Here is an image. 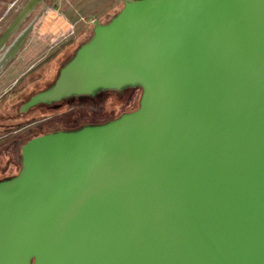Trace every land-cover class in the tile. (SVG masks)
<instances>
[{"label": "water", "instance_id": "95a60500", "mask_svg": "<svg viewBox=\"0 0 264 264\" xmlns=\"http://www.w3.org/2000/svg\"><path fill=\"white\" fill-rule=\"evenodd\" d=\"M130 87L22 148L0 264H264V0H127L23 112Z\"/></svg>", "mask_w": 264, "mask_h": 264}, {"label": "rangeland", "instance_id": "374dc122", "mask_svg": "<svg viewBox=\"0 0 264 264\" xmlns=\"http://www.w3.org/2000/svg\"><path fill=\"white\" fill-rule=\"evenodd\" d=\"M30 1L0 0V39ZM125 1L43 0L37 5L11 33L0 51V99H3L0 116H9L10 109L11 114L15 115L19 105L24 104L31 95L49 88L76 51L92 38L96 24L109 23L124 8ZM25 34L21 47L1 67L8 52ZM18 86L21 87V94L15 97L13 94L19 91ZM142 93L141 88L130 87L122 92L65 100L52 107L36 108L25 115L23 121L28 122L37 115L38 122L49 119L61 123L63 120L72 126L76 120H80L84 125H100L137 110ZM50 126L42 124L29 132L42 133ZM18 170L12 169L15 174Z\"/></svg>", "mask_w": 264, "mask_h": 264}, {"label": "flooded vegetation", "instance_id": "af4514ba", "mask_svg": "<svg viewBox=\"0 0 264 264\" xmlns=\"http://www.w3.org/2000/svg\"><path fill=\"white\" fill-rule=\"evenodd\" d=\"M1 42L2 41H0V46H2ZM5 44L6 43H4L2 47H0V51L4 48ZM4 59H5V57H4ZM18 87H20V86H18ZM14 88H16V87H14ZM18 90L19 91H17L15 94H13V96H15V97L20 96L21 87ZM45 90H42L40 92H36L35 94L31 95L29 97V99L26 100V102L24 104L19 105L18 109L16 110L17 113L15 115L11 114L12 111L10 109L8 112L9 116L8 115L5 116L4 114H3L4 116H2V115L0 116V181H2L3 179H12L20 173V170L22 167V148L27 143H29L31 140H33L37 137L43 136V135L56 133V132L77 131V130L81 129V127L84 125V124H81L83 122H81L80 120H76L72 126L68 122L63 121V120L61 123L53 121V120L49 121V119H43V120H40L38 122L36 119L37 115L32 116L30 118V121H28V122L26 121L24 123L23 117L25 115H27L28 113L30 114L34 109L41 107V106L44 108H47V107H52L53 105H55V104L39 105V106L30 108L29 110L23 112V106L33 96H35L36 94L41 93ZM1 100H3V99H0V103H1ZM70 100H72V99H70ZM3 108H5V107H3ZM12 122H14V123H12ZM42 124H45L47 126L51 125V126L48 128V130H46L42 133H31V132H29L30 129L37 127L39 125H42ZM54 125H57L56 126L57 128H53ZM89 125H95V124L89 123L87 125L85 124L83 127L89 126ZM15 168L19 169L18 173H16V174L12 171V169H15Z\"/></svg>", "mask_w": 264, "mask_h": 264}, {"label": "bare ground", "instance_id": "6f19581e", "mask_svg": "<svg viewBox=\"0 0 264 264\" xmlns=\"http://www.w3.org/2000/svg\"><path fill=\"white\" fill-rule=\"evenodd\" d=\"M42 1H43V0H32V1L29 3L28 7L26 8V10L24 11V13L22 14V16H21V18H20L21 20L17 21L18 24L15 25V26L13 27V29L9 32V34H7L4 38L0 39V41H2V42H1V45H2V46H3L4 43H6L7 39H8L9 36L11 35V33L17 28V26H19V24L23 21V19H24V18H25V17H26L31 11H33V10L37 7V5H39L40 3H42ZM24 40H25V38H23V39L21 38V39L16 43L15 47L13 48V50H11V51L8 52V54L6 55L7 58L5 59L4 64H2L1 66L5 65V64L8 62L9 58L11 57V55H12L14 52L18 51V49L21 47V45H22V43L24 42ZM2 46H0V47H2Z\"/></svg>", "mask_w": 264, "mask_h": 264}, {"label": "trees", "instance_id": "16d2710c", "mask_svg": "<svg viewBox=\"0 0 264 264\" xmlns=\"http://www.w3.org/2000/svg\"><path fill=\"white\" fill-rule=\"evenodd\" d=\"M128 89V88H127ZM122 91H125V89L124 90H121V91H100V92H98L96 95H98V94H101V93H106V92H122ZM96 95H94V96H96ZM84 97H93V96H74V97H72V98H70V99H72V100H74V99H80V98H84ZM70 99H68V100H70ZM65 101V100H64ZM122 115H124V114H121V115H119V116H116V118L114 119V118H112V119H110V120H116V119H118L119 117H121ZM110 120H108V122H111ZM107 121H106V123H108ZM103 124H105V123H103ZM3 180H7V179H3ZM2 180V181H3Z\"/></svg>", "mask_w": 264, "mask_h": 264}, {"label": "built area", "instance_id": "2783aa9c", "mask_svg": "<svg viewBox=\"0 0 264 264\" xmlns=\"http://www.w3.org/2000/svg\"><path fill=\"white\" fill-rule=\"evenodd\" d=\"M127 1V0H126Z\"/></svg>", "mask_w": 264, "mask_h": 264}]
</instances>
